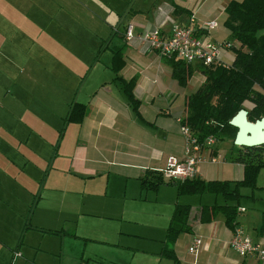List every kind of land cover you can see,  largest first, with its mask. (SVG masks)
<instances>
[{"label":"rangeland","instance_id":"1","mask_svg":"<svg viewBox=\"0 0 264 264\" xmlns=\"http://www.w3.org/2000/svg\"><path fill=\"white\" fill-rule=\"evenodd\" d=\"M6 1H8L7 11L12 12L13 8L10 7L13 0ZM145 1L29 0L32 9L26 14L23 10L26 0H15L16 4L13 11L15 18L23 19L25 32H29L28 30L31 31L30 33L34 32L35 34L41 32L40 38L43 41L38 43L37 41L26 42L24 40L17 42L15 39L13 49H11L12 53H10V45H8L6 52L0 57V85L5 81L14 80V75L21 73L23 68L42 67L46 73L41 71L39 75L33 69H30L29 74L25 70L22 74L17 75L18 77L16 76L17 83H30L31 91L36 94L34 98H30L27 101L25 108L24 102L27 97H25L24 101L19 100L22 97L21 92L24 91L13 90V97L17 105L16 110L11 107L9 112L16 116L12 122L13 130H15L14 136H28V142L24 147L23 138L20 140V144L13 142L7 145L8 147H0V264H8L10 250L15 248L19 237L23 240L24 247L27 245L36 246L42 250L39 253L40 257L45 259L44 264H50L47 262L50 259L57 261L56 257L54 260L50 258L48 252L63 253L62 264H73L72 262H75L82 250L90 256L95 254L96 257L94 258L99 261L90 262L89 264H113V262L126 264L131 260V255L128 252L113 251L98 242H87L86 246H84V241L81 239L71 236H59L38 230L42 228L52 230H57L61 227L64 229L75 228L79 234L81 232V234L89 235L90 225L99 224L100 228L105 229L104 234L111 233V228L121 225L123 226L121 229L129 228L137 232V235H131L127 238L129 242L136 246H143L144 244L155 245V242L148 238L158 239L163 237L164 219L167 222L168 212L171 211L173 199L175 198L172 184H166L165 187H162L165 190L143 192L142 195L146 197L141 198L144 201H136L130 198L135 196L131 194H136L137 188L135 186L132 192V181L128 180L126 202H123L122 199L117 201L114 200V197L123 193L124 178L110 173L108 175L109 182L106 184L108 173H100L99 168L93 173H87L78 172L65 166L71 158L75 159L76 154L79 155L85 151V148L89 145L85 141L86 139L84 140L81 137V128L79 129L76 124L65 122L66 102L71 100L72 93L78 85L75 82L76 79L71 80L70 74L66 73V68L70 67L74 72L77 68V71L80 72L79 77H82L90 68L92 74L95 75L100 73L105 66H109V51L101 49L104 45L102 39L106 40L111 34V26L115 25L117 14H123L133 2V5L143 7ZM207 2L222 4L221 6L227 3L226 0H207ZM3 10L1 13H3ZM192 13L194 12L192 11ZM6 14L5 12L4 15L6 16ZM222 15L224 16V13ZM214 19L218 20L222 25L220 16L214 17ZM36 23L40 24V30L37 25L33 29V24ZM220 24L218 26L219 29H223ZM173 25L174 23L171 26ZM16 28L19 29L18 27ZM208 32L209 37L205 38L224 39L237 47L236 41L226 29L223 31L217 30L214 33ZM259 33H264V29ZM30 36L26 35L25 37ZM57 39L60 40L57 41ZM232 52L233 50L230 49L226 53L230 58L228 60L224 59L225 62L231 60ZM28 56H30L29 60L25 61L24 57ZM160 64L164 66L167 72L168 65L165 62H160ZM190 65L192 72L186 84L180 86L174 81L172 82L171 90H180L188 95L196 89L199 84L197 82L203 80V77L199 75V64L192 62ZM7 68L14 75L4 76L3 74L7 71ZM62 70L64 74L61 77H63L64 87L67 88H64L63 91L59 90V85L57 87L58 83H55V78L58 77ZM165 77L170 79L168 73L165 74ZM56 88L58 90L57 93L55 91ZM6 101L5 99L2 104L4 105ZM243 105L245 108L250 106L246 102ZM21 121L25 124V128H22ZM3 129L6 128L4 127ZM38 131L48 137L46 141L36 136L35 132ZM208 147L213 148L220 157H214V161H209L208 159L204 163L200 162L201 160L197 161L199 177L205 181H207L206 179L232 180L236 178L235 174L239 172L240 163L237 164L233 159L239 147L233 144V139L229 137L215 139ZM28 148L30 149L29 152H27ZM54 150L58 154L57 161L62 163V168L65 170L64 173L59 170L61 167H57L54 164L50 165V156L54 155ZM205 151L207 150L202 152L203 155L206 154ZM22 153H25L26 157L24 159L23 155H21ZM87 153L88 156L96 157L99 160L112 158L114 155L103 154L102 152L94 154L89 149ZM115 156L120 160L119 154ZM221 157L225 158V160L223 161ZM12 161H14V164H12ZM94 165L99 167L98 163ZM107 168L108 166L104 170H107ZM263 171L264 169L260 168L256 172V188L243 187L239 189L240 197L238 198L237 207L242 206L245 211L238 213L236 218L243 223V228L250 227V221L247 219L250 213L254 215L256 211L264 209V188H261L264 184ZM86 175L92 177H87ZM12 180L16 182L13 183ZM23 180H25V186L28 189L23 192L22 188H20L21 191L16 190L9 193V198L12 197L9 201L7 191L10 183L15 184L17 187V181L21 182ZM51 180L54 183L56 182V187L62 192L61 194L46 191L47 189L52 190L54 186ZM83 180L85 185L81 184ZM83 188L92 193H99V195L106 191L109 196L113 197H91L89 202H83L84 205H77L75 195L65 194ZM36 195H40V200L34 207L32 214L29 212L32 208L30 203ZM194 195H182L178 198L179 203L187 202L190 204L192 215L194 214L193 210H196L200 204H212L214 202L222 204L224 202V197L221 194L220 196L209 193H204L202 196ZM234 203L236 202L229 200V204L232 205ZM79 210H87L97 216H81L79 215ZM117 210L125 211V221L105 218V216L112 215ZM73 219H77V222H74ZM89 219H93L96 222H91ZM222 219L223 216L220 213L217 216L215 215L212 220L213 222H219ZM27 225L35 227L37 230L25 228ZM183 233L181 232L180 235H183ZM177 238L178 235L175 241ZM181 244L177 245L178 250L183 252L186 260H188L189 256L186 253L189 245L184 241ZM23 246L22 249H19V252H23ZM136 258L145 262L147 256L141 253L135 254L132 262L140 263L135 261ZM12 264H18V261H14ZM161 264H171V262L162 260Z\"/></svg>","mask_w":264,"mask_h":264},{"label":"crops","instance_id":"2","mask_svg":"<svg viewBox=\"0 0 264 264\" xmlns=\"http://www.w3.org/2000/svg\"><path fill=\"white\" fill-rule=\"evenodd\" d=\"M0 57L6 52L8 45H10V53H12L15 39L17 42L22 40L26 42H40L41 32L39 34L30 33L24 31L23 19L19 17L15 18L14 6L15 0H13L12 12L7 11L6 0H0ZM25 1V0H24ZM136 0H134L135 2ZM228 0H226L227 2ZM134 2L125 10L123 14L116 15V23L112 25V32L109 37L105 40L102 39L104 43L101 49H106L109 51V66H105L101 69L100 73L92 74L91 68L87 71L85 75L79 77L77 68L75 72L66 68V73L70 74L71 80L76 79L78 83L75 91L72 93L71 100L66 102L67 110L66 115L70 106H76V113L74 117L78 120L66 121V123L76 124L79 129L81 128V137L89 143L85 151L81 152L79 155L76 154L75 159L71 158L65 166L69 169L77 170L78 172L93 173L100 169V173L105 172L108 175L114 173L118 176L124 178L123 182V193L118 194L114 197V200L122 199L126 202V186L128 180L132 181L131 191L136 186L137 192L131 200H143L146 196H143V192L157 190H165L166 184H172L174 188L175 198L173 199V204L171 211L168 212L167 222L164 219V235L160 238H148L149 240L155 242L153 244H144L143 246L133 245L128 241V236L137 235L135 230L129 228H123L121 225H116L111 228V233H106L105 229L100 228L99 224L90 225L88 233L89 235L80 234L75 228L64 229L59 228L57 230L52 229H38L41 232H47L59 236H71L84 241V246L87 242H98L104 244L107 249H112L113 251H125L130 253L131 260L126 264H161L162 260L170 261L171 264H264V259L259 260L254 255L240 256L236 251H234L229 245L228 241L231 237L232 231L235 227H238L243 235L250 238L251 241L257 243H264V209L261 211H256L255 214H249L247 219L250 221V227L243 228V223L237 219L238 213H243L245 209L240 206L237 207L236 213V226L233 229L228 228L224 224V217L219 222H213L211 220L207 223L198 222L196 217L197 210L203 205L218 204L216 202L212 204H200L194 211L192 215V209L190 204V217L192 221V229L190 232H184L183 235H178L177 240L171 245V254L174 256L171 258V254H164L165 246V233L166 227L169 221V217L173 210L175 203H179L178 198L182 195L195 194L202 196L204 193L213 194L215 196L219 193H213L207 191L205 187L198 182L195 186H186L183 193H178V185L182 179H166L163 178L157 186H148V183L154 181L152 175L156 172L161 171L165 167L166 158L169 156L176 157L178 159L182 158L183 149L185 146V138L179 130L180 119L185 115L184 111V101L188 96L181 92L180 90H171L172 82L176 81L171 75V68L168 65L166 58L156 54L153 51L147 50L144 45L138 39L139 33L145 30L158 27L159 31L168 34L170 32L171 25L174 24H189L190 26H199L205 21L215 20L214 17L220 16V21L224 19L222 4H215L214 2H207V0H146L143 7L133 5ZM22 4V3H21ZM18 5V4H17ZM110 5V4H109ZM225 5V4H224ZM110 7V6H109ZM4 9V10H3ZM32 9L29 0H26L23 5V10L26 14ZM3 10V13L1 11ZM192 11L195 13H192ZM7 13L6 16L4 13ZM192 18V20H190ZM217 22L216 28L209 30L223 31L219 29L220 22ZM129 23L132 26L133 36L130 40H126L124 36L125 25ZM38 26L40 30V24H33V29ZM221 25V24H220ZM222 26V25H221ZM18 27L19 29H17ZM23 30V31H22ZM209 32L202 31L201 37L208 36ZM26 35H31L30 37H25ZM60 39H57V41ZM212 40H224V39H212ZM101 47V46H100ZM228 51H223L221 57L228 60L230 58L226 55ZM233 56V55H232ZM30 56L24 57V60H29ZM232 59V57H231ZM231 61V60H230ZM229 61V62H230ZM160 62H165L168 65V71H165L163 65ZM227 63V62H226ZM9 68L3 74L4 76L14 75L10 73ZM30 69H33L36 74L45 71L44 68H23L22 74L25 70L30 73ZM38 70V71H37ZM62 70L58 77L55 78V83L57 87L59 85V90L63 91V73ZM169 74V78L165 77V74ZM17 75H14V80L5 81L0 85V147L17 142L20 144V140L24 138V147L27 145L28 136H14L13 121L15 120V115L10 111L13 107L16 110V100L13 97V90H18L21 92L22 97L19 98L20 101H24L25 97L27 100L24 102L25 108L26 103L30 98H34L35 92L31 91V86L25 83H17ZM200 75V74H199ZM17 76V77H16ZM27 78V77H26ZM20 79V78H19ZM22 79V78H21ZM28 80V79H27ZM58 80V81H57ZM132 81V87L130 89L131 96L137 101L136 111L132 110V106L127 102L126 97L123 92V82ZM200 82L197 83H201ZM177 85L178 82L176 81ZM198 84V85H199ZM181 86V85H180ZM31 91V92H30ZM57 93V88H56ZM63 95V94H62ZM8 98V99H7ZM24 98V99H23ZM7 100L3 105L2 102ZM62 99V98H61ZM59 104V103H58ZM22 128H25V124L21 121ZM6 129H3V128ZM36 136L40 137L41 140L46 141L48 137L44 133L38 131L35 132ZM44 135V136H43ZM46 137V138H45ZM16 140V141H15ZM7 143V144H6ZM97 154L98 152L114 154L112 158H103L102 160L96 157L88 156L87 151ZM205 151L206 154L203 155L202 152ZM30 149H27L29 152ZM2 152V151H1ZM197 153V152H196ZM119 154L120 160L115 156ZM23 159L26 157L25 153H22ZM200 156V162L204 161H214V157H220L213 148H203L198 151ZM208 158H207V157ZM58 154L54 150V155L50 156V165H55L59 168L61 172L64 173V168H62L61 161H57ZM221 159L224 161L225 158ZM98 163L99 167L94 164ZM238 164V162H236ZM14 164V161H12ZM197 162L195 164L196 177L200 180L199 173L197 172ZM64 166V167H65ZM108 166L107 170H104ZM240 169L238 174L236 173V178L232 180L239 179L242 175V165L239 164ZM69 171V170H68ZM238 175V176H237ZM87 177H92L86 175ZM85 177V176H84ZM204 180V179H201ZM208 180V179H206ZM52 181V180H51ZM145 181V184H142ZM12 182H16L12 180ZM157 182V181H156ZM10 183L9 189L7 191V198L10 201L9 193L16 190L23 192L27 190L25 186V180L18 182L17 187L15 184ZM53 183L52 190H46L48 192L53 191L56 194H61L62 192L57 188L56 182ZM82 185H85L83 180ZM182 189V188H181ZM106 191L99 193H92L86 191L85 188L76 190L75 192H68L65 194L75 195L77 205H84L83 202H89V198H101L107 196V198H112ZM194 195V196H195ZM143 197V198H141ZM40 195L33 197L31 201V208L29 212L33 214L34 207L39 203ZM224 201V200H223ZM229 204V201H225L222 204ZM123 205V204H122ZM238 208H243L239 211ZM87 210H79V215L85 217L97 216L93 212ZM124 212L122 210H117L113 212L112 215L105 216L106 219H113L116 221H125ZM217 214H220L218 212ZM216 214V216H217ZM222 215V213H221ZM223 216V215H222ZM91 222H96L93 219H89ZM77 222V219H73ZM134 222H136L134 220ZM222 223V225H220ZM25 228L35 229L30 225L25 226ZM146 238L145 236H141ZM177 237V236H176ZM198 237L200 239V244L197 247L195 253H190L187 250L188 260L185 258V254L178 250V244L180 245L182 241L191 244L192 239ZM184 245V244H181ZM23 240L19 237L15 248L10 250V257L8 264H12L14 261H18V264H44L45 259L40 257L41 249L36 246H23V252H19L22 249ZM141 253L147 256L145 262L135 259L140 263L132 262L133 256L135 254ZM50 258L53 260L55 257L57 261L47 260L50 264H62L63 263V253L57 254L53 252H48ZM94 257L95 254L90 256L89 254L82 252L78 255L73 264H89L90 262H99ZM48 264V263H47ZM111 264V263H109ZM113 264H120L118 262H113Z\"/></svg>","mask_w":264,"mask_h":264},{"label":"trees","instance_id":"3","mask_svg":"<svg viewBox=\"0 0 264 264\" xmlns=\"http://www.w3.org/2000/svg\"><path fill=\"white\" fill-rule=\"evenodd\" d=\"M223 13L222 26L236 41L237 47L230 43L229 48L233 50V56L226 66L199 65L198 70L203 80L185 98V115L180 119V124L190 129L199 144H203L208 137H211L213 142L222 137L233 139L236 129L228 121L241 108L247 111L249 121L264 116V33H259L264 29V0H228L223 7ZM166 61L170 65L173 78L179 85L184 86L192 72L190 63L174 57H167ZM132 84V81L123 82V92L132 110L136 111L137 101L130 94ZM245 102L250 104L248 108L244 107ZM75 113L76 106H70L66 121L78 120L74 117ZM233 160L242 165V175L239 179L205 181L192 177L177 182L178 193H183L181 190L186 186H195L198 182L207 191L221 194L224 202H236L232 205L225 203L200 206L195 217L198 222H210L220 212L228 228L233 229L236 226L239 189L256 188V172L260 168L264 169V144L239 147ZM152 178L154 181L145 185L146 187H155L161 182V171L154 173ZM142 184H145V181H142ZM262 187L264 188V184ZM192 226L190 206L175 203L166 227L163 249L166 256L167 253H172L170 247L177 234L190 232ZM173 257L171 254V258Z\"/></svg>","mask_w":264,"mask_h":264},{"label":"built area","instance_id":"4","mask_svg":"<svg viewBox=\"0 0 264 264\" xmlns=\"http://www.w3.org/2000/svg\"><path fill=\"white\" fill-rule=\"evenodd\" d=\"M216 26L215 20L205 21L196 27L189 24H174L168 34L154 27L139 33L138 39L147 50L159 56L174 57L185 63L196 62L203 66H226L221 53L229 51L231 44L201 37L202 31L208 32ZM124 36L126 40H130L133 36L132 26L129 23L125 25ZM179 130L185 138L184 156L180 159L173 156L166 158L165 167L161 170L162 176L166 179L194 177L196 175L195 164L200 159L198 151L207 148L213 142V139L208 137L203 144H199L186 125L181 124ZM238 210L242 211L243 208H238ZM200 242L198 237H194L187 248L188 252L195 253ZM228 245L240 256L254 255L259 260L264 259V243L251 241L249 237L242 234L238 227L232 231Z\"/></svg>","mask_w":264,"mask_h":264},{"label":"water","instance_id":"5","mask_svg":"<svg viewBox=\"0 0 264 264\" xmlns=\"http://www.w3.org/2000/svg\"><path fill=\"white\" fill-rule=\"evenodd\" d=\"M228 123L235 127L233 144L238 147H252L264 144V116L253 121L247 120V111L243 108L230 118Z\"/></svg>","mask_w":264,"mask_h":264}]
</instances>
